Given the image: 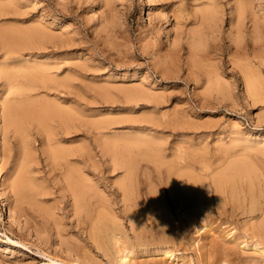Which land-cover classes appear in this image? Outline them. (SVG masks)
I'll return each instance as SVG.
<instances>
[{
	"label": "rangeland",
	"instance_id": "374dc122",
	"mask_svg": "<svg viewBox=\"0 0 264 264\" xmlns=\"http://www.w3.org/2000/svg\"><path fill=\"white\" fill-rule=\"evenodd\" d=\"M12 1L17 6L21 5L19 8L25 11L22 12L26 19L16 21L12 17H3L0 18V26H42L49 36L52 35V41L45 40L40 45L28 42L20 52L23 55L16 56L9 53L0 39V203H4L14 218L23 215L20 219L22 224L26 219L31 223L29 235L14 223L11 229L7 219L0 216V264H13L18 259H21L20 264H54L38 248L14 244L13 241L20 240L18 233H23L36 245L51 236L53 249L39 244L41 250L53 256L58 254L59 261L72 263L78 258L60 252L57 244L61 240L64 243L74 240L84 245L82 239L86 238L76 230V220L70 213V207L69 210L61 207L59 171L53 167L49 151L74 146L91 150V140L83 135V131L70 129L71 134L67 131L64 134L63 130H59L56 123L59 119L56 117H52L47 124L16 117L9 127L8 106L14 101L26 99L40 104L50 103L57 109L80 112L82 118L78 119L79 122L88 124V127L101 120L109 121L107 129L99 134L102 142L99 141V145L96 143V149L89 151L97 156L95 158L106 174L105 182L108 181L113 190L121 181H130L125 169L118 166L114 171L113 164L104 162V159L111 160L114 149L112 146L106 148L107 138L116 137L117 141L128 138L133 142L139 138L145 142H158L159 145L156 143L153 149L149 147L146 151H139L132 145L122 151L124 158L136 159L138 173L131 181L138 194L134 199L138 196L141 201H146L152 193H157L165 200L169 190L168 185L162 183L167 182V173L176 168V163L178 167L184 162L183 158L189 155L187 153H193V161L199 160L195 172L201 175L199 164L210 167L212 163L213 168L212 165L209 168L212 175L227 168L230 162L245 167V172L247 170V175L237 180L238 185L236 182L239 191H244L240 193L243 200H239L240 194L236 200L239 204L242 202L240 206L244 214H239L240 209L232 217V203L229 202L227 206L231 214H205V218H199V215L191 226L187 225V230L182 231L179 242H174L176 245L170 243L167 247L152 246L151 249L135 245L127 247L134 252L130 254L126 250L122 253L120 247L124 249V245L117 243L115 246L120 248V254L125 252L127 256V261L122 264H264V229H261V226L264 227V0H188L173 6L159 0ZM180 12L182 17L173 19L171 15H179ZM205 12L211 16L201 25ZM17 60L23 61L20 62L23 66ZM12 61V64L8 63ZM4 66L10 73L28 66L43 70L46 79L37 82L30 91H25L20 84L11 87L1 73ZM16 79L19 81L20 78ZM105 94H108L107 97ZM121 135L123 137H119ZM92 142L94 144L93 139ZM204 158V163L208 160L210 163L203 164ZM26 161L30 164L28 168L32 177L47 193L34 203L35 206L18 198L14 185ZM217 165L216 170H212ZM205 172L209 173L208 170ZM210 173L208 176H212ZM249 183L255 195L258 193L260 196H257V203L263 199L258 203L260 208L256 204L252 211L247 210L252 207L248 206L250 197L248 203L246 201ZM100 190L107 199L114 198L119 206L122 205L121 195H112L109 190L104 192V188ZM42 207L50 208L48 214L53 218L49 215L50 222L56 221L57 226L54 224V229L53 224H46H50L48 233L45 230L46 233L42 232V236L37 237L33 232L36 227L33 223H39L38 230L42 228L44 231L47 227L40 218L44 212ZM180 211H174L176 217H179ZM122 220L130 229L128 221L125 218ZM58 229L64 231L63 234ZM55 232L63 238L60 235L57 237ZM112 243L109 256L103 251L94 253L100 264H119L121 257L117 256L119 252ZM164 248L168 252L166 255L158 252Z\"/></svg>",
	"mask_w": 264,
	"mask_h": 264
},
{
	"label": "bare ground",
	"instance_id": "6f19581e",
	"mask_svg": "<svg viewBox=\"0 0 264 264\" xmlns=\"http://www.w3.org/2000/svg\"><path fill=\"white\" fill-rule=\"evenodd\" d=\"M16 1L17 0H15V2ZM159 1L167 3L168 6H173V5H175V3L179 2V1H181V2L187 1L188 2V0H159ZM105 4L106 3L104 2V5ZM108 5L110 6L109 3H108ZM208 5H210V3ZM20 6L21 5L17 6L12 0H0V18L12 17L16 21L25 20L26 19L24 16L25 14L23 13L25 11L22 10L23 11L22 12L21 9L19 8ZM112 8H114V7H112ZM112 8H110V9H112ZM181 8H182V6H181ZM208 8H210V7L208 6ZM214 8H216V7H214ZM173 12L174 11H172V13ZM181 12L178 13L179 15H176V13H175L174 15H171V16H174L173 19L179 18L180 16L182 17L183 14ZM207 12H205L204 14L202 13L203 18L201 20V25L204 24L203 22L206 18H209L211 16V14L209 16V14ZM107 14H109V13H107ZM185 16H187V15H185ZM159 17H160V15H159ZM183 18H184V16H183ZM186 19L189 21V17H187ZM177 21H179V20H177ZM198 21L199 20H197V23H198ZM17 24H19V23H17ZM216 30L217 29H215L214 31H216ZM191 34H193V33L191 32ZM51 36H49L48 33H46L45 27L33 26V24L28 26V27H19V26H16L15 24H13V25L6 24V25L0 26V39L3 41V43H5L4 46H5V48H8L7 50H9V53L11 55H16V56L17 55H21V56L23 55V54H20V52L22 51V49H25L26 43L32 42V43H36V44L40 45V43H44L45 40H49V42H50ZM52 39H53V37H52ZM55 40H57V39H55ZM64 40H62V41H64ZM203 46H205V45H203ZM21 56H19V57H21ZM12 57H14V56H12ZM19 57H18V59H19ZM21 58H23V57H21ZM18 61L19 60H17V62ZM20 62L23 63V61H21V60L19 61V64L22 65V63H20ZM8 63L12 64L13 61L8 62ZM7 66H9L11 68V65H9V64ZM198 66H199V64H198ZM6 67L1 69V73L6 76L7 83L11 87L18 86L15 84H20L23 87V89L25 88V91H30L34 88V86L37 82L45 81V79H46L45 73L43 70L39 71L38 69L37 70L33 69V68L30 69L28 66V68L22 67V68L18 69L17 71L15 70V72L10 73V71L8 70V67L7 68ZM174 67H175V65H174ZM16 68H18V67H16ZM47 74H48V72H47ZM245 76H246V74H245ZM17 77H19L21 80L19 79V81H18L16 79ZM246 86H249V85H246ZM251 86H253V85L251 84ZM251 86H250V90H251ZM9 89H12V88H9ZM15 91L16 90H14V92ZM18 91H19V89H18ZM252 91H253V89H252ZM9 92H13V91H9ZM27 93L25 95H27ZM133 93H135V91ZM144 93H145V91H144ZM105 95L107 97L108 94H105ZM144 95H146V94H144ZM26 100L27 101L22 100L23 102L20 100H19L20 102L14 101V103H11L10 105L8 103V105H9L8 106V109H9L8 117H9V115H10V117L7 120V124L9 125V127L14 124V121H16L15 120L16 117H18V119L22 118L21 120H23V121H27V120L28 121L29 120L39 121L42 124H44V123L47 124V122L52 117L53 118L56 117L57 119H59L58 122H56L59 126V130L60 129L63 130L64 134L66 131H67V134H71L72 132L69 131L70 129L75 130L74 132L83 131V135L87 138H90L92 146H93V148L91 146L92 149H96L95 144L97 143L99 145V141L102 140V139L101 140L99 139V138H101L99 136V134L101 133V130H105L108 127L109 121H102V120L100 121L99 120L100 122H95L94 124H91L92 126H90L91 127L90 128V127H88L89 126L88 124L83 123V122H79L78 119H80V117H81L80 112L78 113V112L73 111V110L67 111L65 109H57L54 106H52V104L50 105V103L49 104H40V103H37L35 101H31L28 99H26ZM3 104H4V102H3ZM15 115H17V116H15ZM82 128H84V129H82ZM123 135H121L119 137H123ZM126 136L130 137V135H126ZM1 137H2V135H0V144H2L1 143L2 142ZM53 138H54V136H53ZM114 138H116V137H113L110 139L107 138L108 141L106 143V145H107L106 148H109L110 146H112L114 149H113V152H111L112 153L111 160H108V159L105 160L104 159V162H107L108 165L113 164L114 171L117 170L118 166L125 169L126 173H127V178L130 181L129 183L125 182V181H121L120 183L118 182L119 183L118 187L115 190L110 188V184L108 181L105 182L106 174H105V172H103L104 169H101V166L99 165L98 161L96 160L95 157H97V156L93 152L92 153L90 152V151H93L92 149L91 150L89 149L90 150L89 151V150H87L86 147H80V146L75 147L74 146V147H61V148L49 151L50 159L53 162V167H55V169L59 171L58 175L60 176V178H59L60 182L58 183V186H59V189L61 190V195H62V196L60 195L62 198V202H61L62 206L61 207L63 210H69V207H70V213L72 214V216H74V218L76 220V225H75L76 230L79 233H81L82 235H86V238L82 239L84 245L78 244L79 241H78V243L74 242V240L70 241L71 239L69 240L70 242H67L68 240H66L67 243H64L61 239H60L61 242L59 241V243H58L56 240H54V243H58L57 245L60 246L59 247L60 252L61 251H62V253L66 252L68 254V256L77 257L78 260H76L75 263H72V262L67 261V260L66 261L65 260L59 261L58 254L53 256V255L49 254L48 251H47L48 253L46 251L43 252L41 250L42 248H40L38 246L40 244L39 240H38L39 244L36 245L35 243H33L34 241L31 242L30 239H28L23 233L17 234L19 236L20 240L17 242L13 241L14 244L24 246V248L30 246V249H31V247H34V248L36 247V248H38L40 253L45 255V258H46V256L49 257L51 262H53L54 264H100L99 259L97 260V258L95 257L96 255L94 256V253L96 251H99V252L103 251L104 254L106 253L109 256V254L112 253V252H110L112 242H114V244L112 243L114 245L113 246L114 248L117 247V246H115V245H117V243H121L122 245H124V247H123L124 249H122V246L120 244H118V246L119 245L121 246L120 247L121 249L119 248L120 250H122L121 252L123 253V251L126 250L130 254H133L134 252L131 250V248H129V250H127V247H133L135 245L139 246V248L144 247V249L146 247L148 249L150 247L152 248V246L157 247V248L158 247H165V246L167 247V245H169L170 243L175 244L174 242H177L179 240V238H180L179 236L182 235L181 234L182 231H184L186 229V227H188L187 226L188 224L190 225V224H192V222H194L193 220L195 217L198 218V216L201 215V217L199 216V218H202V216H204V218H205L206 217L205 214L206 215L208 214L209 216H214L216 214L221 215V216L226 215L229 212L228 206H227V204L229 202L232 203V207H231L232 210L229 207L231 210L230 212H232V217L233 216L235 217V213L242 208V206H240V204L242 202L240 201V204H239V201H236V200H237V197L239 196V194L244 192V191H242V192H241V190L239 191L240 187H239V189L237 188L238 186L236 187V182L240 178L247 175V173H246L247 170L245 172V169H244L245 167L236 166L234 164V162H230V164L227 165V168H224L225 166L223 167V165H221L224 169L222 168L223 170L221 172L216 173V174L214 173L212 175V172L209 171L210 170L209 168H211V165L213 168V164L211 163L210 167H208L205 163L206 162L210 163V162L206 158V160H208V161H206L204 163V161H205V158H204L202 162L205 165L201 166L199 164V169H201L199 171L200 172L202 171V175H201V173L198 172L200 174V177H198L197 176L198 173H196L195 171L197 169V166H198L197 163L199 162V160H198V162H195L196 159H195V155H194L193 157L195 160L193 161V158L191 156V154H193V153H191V154L187 153L189 155L188 156L186 155V157L183 158L184 162L183 163L180 162V163H182L180 166L178 165V167H177V163H176L175 164L176 168H174V166H173L172 168H174V169H171L168 171L167 178H166L167 182L163 181V183H162V185L164 183H166V185H168V190H169L168 191L169 195H167V197L164 195L166 197L165 200H162L157 193H152L150 198H147L148 200L146 199V201H144V200L141 201L138 198V196L135 197L136 199H134L133 197L138 195V194L135 193V187H134V185H132V182L138 173V167L135 163L136 159L134 160V159H131L130 157L124 158V154L122 153V151H123V149H126V148L129 149L128 146H131V145H132L131 147H137L139 149V151L140 150L146 151V150H149V147L153 149L154 145L156 143L158 144V142H156V141L145 142L144 140L139 139V138H138L137 142L131 141L130 138H129L130 140H128V138H121V139H118V141H117ZM92 139L94 140V144L92 142ZM48 140H49V138H48ZM134 140H136V139H134ZM59 141H60V139H59ZM121 142H122V145H121ZM104 148H105V146H104ZM158 148H160V146ZM107 150H109V152L111 151V149H107ZM184 150H186V149H183V151ZM181 151H182V149H181ZM175 153H177V152H175ZM173 155H174V153H173ZM138 156H141V155H138ZM143 156L144 155H142V157ZM145 156H147V155H145ZM179 156L182 157V155H179ZM178 160L181 161V159H178ZM76 163H78V165ZM118 163H120V164L118 165ZM28 164H29V162L26 161L21 166L20 172L18 174L17 179L14 182V185L16 186L17 192L19 194L18 198L20 197L21 200L24 202L26 201V202L33 203V206H35L34 203L39 202V199L41 197H43L44 195H47V193H45L46 191L43 190V188L39 184L36 183V181L34 180V177H32V174L28 168ZM178 164H179V162H178ZM80 165H83V166H80ZM241 165H243V164H241ZM245 166H246V164H245ZM103 167H106L105 163H103ZM215 167H218V165L214 166V168ZM220 168H218V169H220ZM55 169H54V171H56ZM207 170L209 173L211 172L210 174L212 176H210V175L208 176V174H209L208 172H207L208 174H206L205 171H207ZM212 170H216V168L212 169ZM213 172H215V171H213ZM163 173H164V171H163ZM204 174H206V175H204ZM159 176L161 177V174ZM164 176H165V174H164ZM248 178H249V176H248ZM241 180H243V179H241ZM238 183L239 182H237V185H238ZM252 183H254V182H252ZM254 185H255V183H254ZM101 187L104 188V192H108L107 190H109V192H111L112 195H117V194L121 195L122 196V199H121L122 205L119 206V202L114 198L107 199V197L104 196L105 193L103 194V190H100V189H103ZM152 189H154V188H152ZM247 189H248V187H247ZM246 193H248V199H246V201L249 200V197H250V200H249L250 203H248V201H247L248 206H250V205L252 206V207H250V209H247V210L249 211V210H251V208L253 210V207H255L256 204H258L263 199H261L257 203V198L258 197L260 198V196H258L257 191H256L257 195H255V190L253 191V187L251 184H250L249 189L247 190ZM260 194H261V192H260ZM243 195H244V193H243ZM241 196H242V194H240V197ZM262 196H264V195H262ZM162 197H163V195H162ZM66 199H68V200L66 201ZM227 199H229V201H227ZM240 199H242V197L239 198V200ZM42 200H43V198L41 199V201ZM70 200L73 201V203H71V205H70V202H71ZM43 202H41V204ZM243 206H245V205H243ZM258 206L260 208L259 204H258ZM43 207H42V210L44 212L42 211L43 214L41 215L40 218H41L42 222H45V225H46L48 223H51L50 218H49L50 214H48V212H49L48 209H50V208L48 207V209L47 208L45 209ZM37 208H39V207H37ZM246 208L247 207H245L244 209H246ZM179 210H181L180 213H178V215L179 214L180 215H179V217H176V215L174 214V211L177 212ZM242 211L243 210L241 209V212H239V214L240 213L242 214L243 213ZM9 212L7 211V208L4 205V203H0V216H4L7 219L6 223L11 226V229L13 228L12 223H14L18 226V228L20 230H22V232H23V230H26L27 232H29L27 234L31 235V232H30V224L31 223L26 219L25 223L22 224L20 219L23 217V215H19L17 218H14V216L11 214L12 212L11 213H9ZM50 216H51V219H53L52 215H50ZM123 218H125L128 221V223L130 224V229H127V227H125L124 223L122 222ZM55 222L51 223V224H53L54 229H55V226H57V224ZM206 222H207V220H206ZM38 224L39 223L37 221H35L33 223L34 227L36 226L34 228L35 231L33 230V232L36 233L37 237H41L42 236L41 233L42 232L46 233L48 230V226L50 228V224L48 226L46 225L47 227L45 226L46 228L44 229V231L42 230V228H41V230H38V227H37ZM54 224H56V225L54 226ZM203 224H205V223H203ZM202 226H204V225H202ZM31 227H32V225H31ZM43 228H44V223H43ZM261 229H264V227L261 226ZM45 230H46V232H45ZM56 230H57V228H56ZM58 230H61V229H58ZM10 231L12 232L13 230H10ZM62 232H64V231L61 230L60 233H62ZM60 233L59 234H58V232L56 233L57 237H59L58 235H60ZM44 235H46V234H44ZM44 235H43V237H44ZM60 237H62V235H60ZM75 240H76V238H75ZM181 240L182 239H180V241ZM42 241H43V239H42ZM42 244H45L48 247V249H51V247L53 246V241H52L51 236L46 237L44 239V241L42 242ZM42 244H40V246ZM63 244H65V245H63ZM64 246H65V248H64ZM113 247H112V250H113ZM44 249H45V247H44ZM52 249H53V247H52ZM119 249L116 248V250H118L117 252L120 251ZM54 250H55V248H54ZM108 252H110V253L108 254ZM148 252H149V250L147 251V253ZM158 252H160L164 255H166L168 253L167 250H165V248H164V250H159ZM40 253H39V255H40ZM124 254H125V252H124ZM124 254H120V252H119V254L117 255L118 257L119 256L121 257L119 260V264H122L125 261H127V256H126V254L125 255ZM20 260L21 259H18L14 263L20 264V262H21ZM21 264H24V263H21Z\"/></svg>",
	"mask_w": 264,
	"mask_h": 264
}]
</instances>
